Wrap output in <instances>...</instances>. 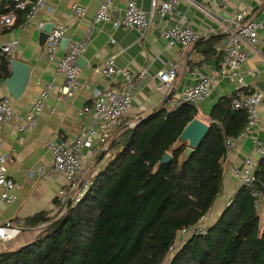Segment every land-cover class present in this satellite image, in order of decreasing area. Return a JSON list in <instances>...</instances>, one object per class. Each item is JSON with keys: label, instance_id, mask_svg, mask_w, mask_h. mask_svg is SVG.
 I'll return each instance as SVG.
<instances>
[{"label": "crops", "instance_id": "obj_1", "mask_svg": "<svg viewBox=\"0 0 264 264\" xmlns=\"http://www.w3.org/2000/svg\"><path fill=\"white\" fill-rule=\"evenodd\" d=\"M128 1L112 0L111 20L95 23L94 15L100 0H47L46 5L32 17L27 16L22 24L11 26L5 33H0V51L5 53L1 49L3 43L14 42L15 58L28 62L32 67L29 84L19 99L11 95L5 79L0 78V96L10 99L14 111V117L9 122L0 124V157L7 156V161L4 164L0 162V166L15 179L17 194L15 201L0 204V226L9 221L24 225L26 217L43 211L53 216L64 208L58 192L66 187V179L50 170L53 153L48 143L73 141L87 129L93 122V115L83 112V107L92 102L96 89L107 85L115 90L122 88V77L111 79L104 73V64L109 58L114 56L118 66L129 69L133 74L142 69L147 71L145 78L132 90L133 105L120 121V132L126 126L134 127L159 108L175 107L180 102L184 90L197 82L194 76L197 69L205 73L219 70L223 47L229 39L225 25H228L229 19L237 12L246 11L249 18L261 21L263 27L259 30L256 44L249 50L243 62L241 70L244 83L219 78L212 93L197 106L199 117L210 123L209 116L221 98L242 96L257 89H264V0H195L210 13L201 11L187 0H179L169 15L170 25L181 22L185 26L191 25L199 33V38L190 47L185 48L180 44L167 45L162 34L163 19L157 11L153 15L152 27L146 31L119 24L125 16ZM151 1L136 0L137 4L148 12L151 11ZM74 4L86 8V14L76 15L73 12ZM50 24L54 27L63 24L65 28L60 47L55 58L51 60L42 57L50 31L54 28L47 32L45 27ZM89 29L92 33L87 48L76 60L80 71L79 87L71 94H64L61 89L66 85L67 77L58 67L59 60L65 55L69 43L84 38ZM62 40H66L63 45ZM213 47H216L215 52ZM172 67H177L178 72L173 89L168 92L158 90L157 86L161 82L159 72ZM47 86L49 96L36 125L21 131L22 120L16 115L25 114ZM171 91L174 93L168 99ZM259 113V124L251 135L238 141L231 156L224 160L223 189L209 213L211 223L218 218L241 187L233 174V168H242L245 159L251 155L258 156L254 151L255 138L264 146V101L259 106ZM118 133H115L112 139ZM109 144L110 141L101 153L108 152ZM86 152L89 153V150L85 149ZM101 153L94 159L88 157L85 160L88 178L101 172L111 156V153H107L100 161ZM40 167L46 172H39ZM2 191L3 186L0 184V194ZM260 215L263 222L264 203ZM42 226L43 224L36 227L24 226L19 234L0 242V253L30 243Z\"/></svg>", "mask_w": 264, "mask_h": 264}, {"label": "trees", "instance_id": "obj_2", "mask_svg": "<svg viewBox=\"0 0 264 264\" xmlns=\"http://www.w3.org/2000/svg\"><path fill=\"white\" fill-rule=\"evenodd\" d=\"M31 9L32 4L17 8L14 0H0V21L15 15L10 26L0 23V33L22 24ZM10 61L0 51V78L11 75ZM235 97L215 105L208 135L184 162L185 146L173 145L199 116L197 106L162 107L122 128L82 200L63 214L67 205L53 216L43 211L26 217V227L46 225L30 243L1 252L0 264H163L180 231L209 215L222 192L225 138L238 137L248 123L247 112L233 108ZM166 152L172 159L162 163ZM256 179L252 188L240 187L207 233L187 238L168 264H264V221L252 194L253 188L264 193V159Z\"/></svg>", "mask_w": 264, "mask_h": 264}, {"label": "built area", "instance_id": "obj_3", "mask_svg": "<svg viewBox=\"0 0 264 264\" xmlns=\"http://www.w3.org/2000/svg\"><path fill=\"white\" fill-rule=\"evenodd\" d=\"M14 1L16 2L17 8H24L27 4H32L28 18L32 17L37 10L43 8L47 2V0ZM187 1L201 11L210 13L205 6L198 4L195 0ZM178 2L179 0H164L162 2L152 0L151 11L148 12L139 6L136 0H129L125 16L118 23L127 27H138L146 31L152 27L153 15L157 11L163 19L164 29L162 34L167 45L173 46L180 44L184 48L190 47L199 38V33L195 28L191 25L185 26L181 22L174 25H170L169 22V15L174 11ZM111 4L112 0H100L99 8L94 15L95 23L111 20ZM86 11V8L83 6L78 4L73 5V12L76 15L83 16L86 14ZM184 17H186V14ZM14 19L15 16L12 13L5 14L2 15L0 23L3 27H7L13 24ZM225 26L226 31L229 33V39L223 47V58L220 69L212 73H205L197 69L194 72L197 82L184 90L182 98L177 105L188 103L198 106L203 99L212 93L218 79L221 77L227 78L230 81L244 83L241 68L247 58L249 50L254 47L258 40L259 30L263 27V23L257 19L249 18L246 11H239L229 19L228 25ZM64 32L65 28L63 24L56 25L50 31L48 43L42 52L43 58L49 60L55 58L57 50L60 47L61 39L64 37ZM91 33L92 31L89 29L84 38L71 41L65 55L59 60L58 67L67 77L66 85L61 89L64 94H71L79 87L78 76L80 71L76 65V60L85 52ZM1 49L11 56V60L15 57L16 49L14 42L3 43ZM103 70L107 77L111 79L122 77V88L115 90L107 85L101 89H96L92 102L83 107V112L93 115V122L87 129L81 132L73 141L62 140L60 142L52 141L48 143L53 153L50 170L63 175L66 179V187L61 188L58 192V197L64 206L67 205L69 200L75 203L80 202L92 186L93 180L92 178H88L84 162L88 157L90 159L97 157L103 150V147L113 138L114 134L119 132L121 119L133 105L132 90L147 75L146 69H142L139 73L133 74L129 69L118 66L115 63L114 56L106 61ZM177 74V67L160 71L158 76L161 82L157 86V89L166 92L172 90ZM49 86L43 89L40 97L33 102L25 114L16 115L17 118L22 120L20 126L21 131L24 132L36 125L37 118L42 112L45 101L49 96ZM263 101L264 89H257L233 99L232 104L234 109L245 110L247 112L248 123L238 137L229 136L225 138L224 160L231 156L238 141L249 137L254 128L259 124V106ZM13 117L14 111L10 99L6 96H0V124L9 122ZM254 142V151L258 156L251 155L245 159L242 168H233V174L241 186H247L249 188L255 185L257 180L256 172L259 169L261 160L264 159V146L256 138ZM85 149L89 150V153H85ZM6 161L7 156L2 155L0 162L4 164ZM38 171L46 172L41 167ZM0 184L3 186V191L0 194V204H9L15 201L17 198L15 192L16 181L6 173L3 166H0ZM252 194L255 197V206L261 212L264 203V193L253 188ZM66 210L67 206L62 214ZM210 224L211 220L209 215H204L197 224L181 230L177 243L170 247L169 255H172L187 238L207 233ZM23 227V223L13 221L1 225L0 242L19 234Z\"/></svg>", "mask_w": 264, "mask_h": 264}, {"label": "water", "instance_id": "obj_4", "mask_svg": "<svg viewBox=\"0 0 264 264\" xmlns=\"http://www.w3.org/2000/svg\"><path fill=\"white\" fill-rule=\"evenodd\" d=\"M53 27L54 25L50 24L45 27V30L49 32ZM63 41L65 43L66 40H62V45ZM10 68L11 75L5 79V83L11 95L15 99H19L20 96L25 92L29 84L32 67L28 62L14 57L10 61ZM173 93L174 91L169 92L168 99L172 97ZM138 123H136L135 125H137ZM209 130L210 123L208 121L203 120L199 116L195 117L187 123V125L184 127L181 134L178 136L176 142L173 145V149L185 146L183 152L180 155V159L182 162L187 161L191 157V155L197 150V148L201 145L202 141L208 135ZM104 154L105 152H102L99 156V159H101ZM171 159L172 153L166 152L161 162L166 163ZM71 203L72 201L69 200L67 203V208L70 207Z\"/></svg>", "mask_w": 264, "mask_h": 264}, {"label": "rangeland", "instance_id": "obj_5", "mask_svg": "<svg viewBox=\"0 0 264 264\" xmlns=\"http://www.w3.org/2000/svg\"><path fill=\"white\" fill-rule=\"evenodd\" d=\"M64 210V209H63ZM63 210L60 211V213L62 214ZM46 225V224H45ZM44 226V225H43ZM181 246H179L178 248H180ZM172 255H168L166 260L164 261L163 264H168L170 262Z\"/></svg>", "mask_w": 264, "mask_h": 264}]
</instances>
